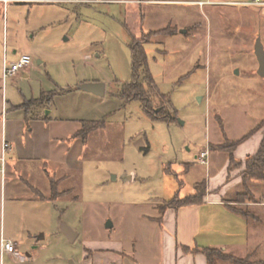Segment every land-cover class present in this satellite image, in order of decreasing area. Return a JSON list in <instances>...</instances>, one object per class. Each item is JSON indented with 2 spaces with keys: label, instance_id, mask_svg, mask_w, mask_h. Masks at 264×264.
Masks as SVG:
<instances>
[{
  "label": "rangeland",
  "instance_id": "1",
  "mask_svg": "<svg viewBox=\"0 0 264 264\" xmlns=\"http://www.w3.org/2000/svg\"><path fill=\"white\" fill-rule=\"evenodd\" d=\"M227 1L27 5L10 20L7 62L26 52L32 64L3 79L0 25V133L3 124L17 137L7 173L0 174V239L13 242L15 252L0 245V264H83L88 255V264H115L106 259L112 252L94 250L111 245L126 253L121 264L160 263L162 234L149 217L175 195L194 193L207 177L206 166L196 164L202 147L223 134L239 139L264 120V77L255 54L258 38L264 45V5ZM169 27L177 32L157 34L143 46L156 88L176 110L170 122L116 94L134 78L132 38ZM92 81L106 84L105 95L79 90ZM54 90L62 92L47 106L53 122L33 125L44 106L22 105ZM104 118L107 126L87 142L77 136L81 121ZM185 162L195 166L186 169ZM251 185L249 196L264 199V182ZM63 224L77 233L74 241ZM238 250L246 255L245 247ZM257 255L264 259V242Z\"/></svg>",
  "mask_w": 264,
  "mask_h": 264
},
{
  "label": "crops",
  "instance_id": "2",
  "mask_svg": "<svg viewBox=\"0 0 264 264\" xmlns=\"http://www.w3.org/2000/svg\"><path fill=\"white\" fill-rule=\"evenodd\" d=\"M126 1H137V2H149V3H161V2H173L177 0H126ZM54 3L48 0H13L4 3L0 0V25H2L3 32V59L7 60L8 50L7 49V37L9 34V23L10 20L13 23L16 21L17 17L23 13V9L27 5L33 3ZM186 2L198 3L199 5H205L207 3H231L232 1H213V0H189ZM243 3V2H242ZM245 5V4H243ZM256 5V4H255ZM254 5V6H255ZM264 5V4H262ZM250 6V5H249ZM257 6V5H256ZM12 14V17H11ZM2 15V20H1ZM7 43V44H6ZM14 53L18 54L17 50L14 49ZM26 53V52H23ZM20 54H18V57ZM3 60V63H4ZM259 69V62H258ZM3 79V76H2ZM96 82V81H92ZM79 90H82L79 88ZM84 92H88L83 90ZM94 94L92 92H88ZM106 93V84H105ZM104 93V95H105ZM97 95V94H95ZM103 96V95H102ZM2 113L4 111V100L2 99ZM46 110V117L43 120L42 111ZM49 107H43L41 114L37 112L32 123L36 126H49L53 122V118H50L52 114V109L48 110ZM30 112L25 113V118ZM42 116V117H41ZM220 121L224 122L222 116H218ZM27 120V119H26ZM31 122H29L30 124ZM260 124V123H259ZM258 124V125H259ZM31 125V124H30ZM257 125V126H258ZM31 131H34V126L30 127ZM254 129V128H253ZM222 130V129H221ZM1 148L3 139H5L9 148L6 152L7 154L15 150V139L10 133L4 132L3 124L1 129ZM246 135V134H245ZM245 135L239 139L240 140ZM223 140H219L215 143H209L208 145L202 147L201 151L207 146L210 150V160L209 165L206 166L207 177L197 183L202 181L206 182V195L201 204L185 206L181 208H167L163 212L159 207L163 204H159L157 208L159 209V216L149 217L150 222L157 224L160 228V233L162 234V252L161 259H159V264H208L207 258L202 253H185L183 251L184 246L193 247L197 245L199 247H217L221 248L227 252H232L238 257H251L252 261H263L264 259L256 258L258 250L262 247L264 242V199L254 200L250 193L254 194V187L252 182L248 183V187H245L242 181L241 171L243 168L237 169L231 172V177L228 179L229 175V158L225 151L220 148L225 142V135L223 134ZM10 139V141H9ZM264 139V127L257 130L250 138L242 142L234 151V154L238 160L245 161L250 155H254ZM211 144V145H210ZM200 151V152H201ZM200 154V153H199ZM196 164H202L196 157ZM7 159V158H6ZM7 160H6V173H7ZM195 166L193 162H185L186 169H189L190 165ZM203 165V164H202ZM187 171V170H185ZM209 171V172H208ZM259 181V180H255ZM196 183V184H197ZM195 184V185H196ZM240 187V191L236 193H231L235 188ZM50 188L53 190L51 182ZM245 199H241L238 194L243 193ZM195 193V192H194ZM191 193V194H194ZM189 194V195H191ZM180 196V195H179ZM188 196V195H187ZM182 197V196H180ZM186 197V196H183ZM173 198V197H172ZM171 198V199H172ZM252 198V199H251ZM170 200V199H169ZM253 200V201H252ZM167 201V200H166ZM77 237V236H76ZM75 237V238H76ZM75 240V239H74ZM241 247L246 248V255L240 256L237 251ZM94 250L110 251L112 254L106 255V259L109 262H115V264H121L122 261L127 258L126 253L122 248H114L111 245L107 248H97ZM91 255L85 257L83 264H88ZM133 262H137L136 259L131 258ZM100 264L99 262H95ZM94 261L91 264H95Z\"/></svg>",
  "mask_w": 264,
  "mask_h": 264
},
{
  "label": "trees",
  "instance_id": "3",
  "mask_svg": "<svg viewBox=\"0 0 264 264\" xmlns=\"http://www.w3.org/2000/svg\"><path fill=\"white\" fill-rule=\"evenodd\" d=\"M177 32L174 28H167L159 31H152L149 35H144L142 38L133 37L130 43L132 59H133V81L131 83L123 85L116 94L126 101L138 99L141 101L144 111L152 119H160L165 121H173L176 118V110L173 106L166 103L169 102L166 95L161 94L156 88L155 81L152 77L147 55L144 50L143 44L151 40V38L157 34H175ZM62 92V91H60ZM59 91H51L44 93L40 98L26 101L22 106L27 108L28 105L36 107H47L53 99V95L60 93ZM157 96L158 101L153 102V96ZM172 105V104H170ZM161 109V110H160ZM43 120L46 117L42 118ZM222 124V121H220ZM107 126L106 119L101 120H83L81 121V129L77 132L83 142H87L90 134L96 130L103 129ZM264 127V120L246 134L240 140H231L225 134V142L220 145V148L225 151L229 158V175L231 172L243 168L241 171L242 181L245 187L249 182L259 180L264 182V139L259 147V150L254 154L246 158L245 161L238 160L234 154L236 148L245 140L250 138L257 130ZM223 130V129H222ZM58 181L53 180L51 182L53 192L56 189ZM206 182L202 181L195 185V193L186 197H180L178 194L172 199L165 201L159 209L163 212L167 208H181L185 206H192L201 204L206 195ZM183 251L185 253H202L206 256L208 264H264L263 261H252L251 257H238L232 252H227L217 247H199L194 245L193 247L184 246Z\"/></svg>",
  "mask_w": 264,
  "mask_h": 264
},
{
  "label": "built area",
  "instance_id": "4",
  "mask_svg": "<svg viewBox=\"0 0 264 264\" xmlns=\"http://www.w3.org/2000/svg\"><path fill=\"white\" fill-rule=\"evenodd\" d=\"M3 1L5 4H7L8 2L13 0H3ZM48 1H53L57 3H91L95 0H48ZM242 4L262 5L264 4V2L262 0H249L243 2ZM31 64H32V57L29 53L21 54L16 61H13L11 63L7 62V60L5 59L3 63V78H7L10 75H16L19 71L29 67ZM8 148H9L8 142L5 139H3L1 155H0V174L2 175V177L6 173V152ZM209 155H210V149L207 146L198 155V160L204 165H209ZM0 245H1V250L3 251L15 252L14 243L11 242L10 240L4 239L3 236H1Z\"/></svg>",
  "mask_w": 264,
  "mask_h": 264
},
{
  "label": "water",
  "instance_id": "5",
  "mask_svg": "<svg viewBox=\"0 0 264 264\" xmlns=\"http://www.w3.org/2000/svg\"><path fill=\"white\" fill-rule=\"evenodd\" d=\"M255 54L259 62L258 74L264 77V45L260 38H258L255 45ZM80 88L82 90L92 92L100 96L104 95L105 93V83L103 82H86L83 83ZM107 226H112V223H108ZM61 229L62 232L70 239V241H74L75 237L77 236V233L71 227L66 224H63ZM71 264L74 263L71 262Z\"/></svg>",
  "mask_w": 264,
  "mask_h": 264
}]
</instances>
